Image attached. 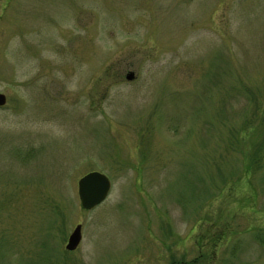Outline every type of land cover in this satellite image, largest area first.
<instances>
[{
  "label": "rangeland",
  "instance_id": "374dc122",
  "mask_svg": "<svg viewBox=\"0 0 264 264\" xmlns=\"http://www.w3.org/2000/svg\"><path fill=\"white\" fill-rule=\"evenodd\" d=\"M0 93V264H264V0H0Z\"/></svg>",
  "mask_w": 264,
  "mask_h": 264
},
{
  "label": "water",
  "instance_id": "95a60500",
  "mask_svg": "<svg viewBox=\"0 0 264 264\" xmlns=\"http://www.w3.org/2000/svg\"><path fill=\"white\" fill-rule=\"evenodd\" d=\"M134 78L132 73L125 76L127 81ZM6 98L0 93V107L5 105ZM110 190V181L106 176L99 172H89L77 181V196L80 208L84 211H90L100 205L108 196ZM81 241V226L74 227L68 236L65 250L67 252L74 251Z\"/></svg>",
  "mask_w": 264,
  "mask_h": 264
},
{
  "label": "trees",
  "instance_id": "16d2710c",
  "mask_svg": "<svg viewBox=\"0 0 264 264\" xmlns=\"http://www.w3.org/2000/svg\"><path fill=\"white\" fill-rule=\"evenodd\" d=\"M254 155H255V154H254ZM254 155H253L252 158L249 159V162H250L251 164H254V163H255V161H253V159L257 157V154H256L255 156H254ZM260 240H261V242L264 244V236H263L262 239L260 238Z\"/></svg>",
  "mask_w": 264,
  "mask_h": 264
}]
</instances>
